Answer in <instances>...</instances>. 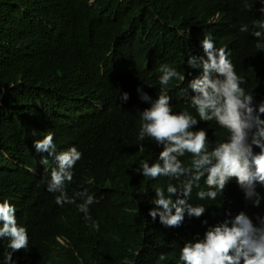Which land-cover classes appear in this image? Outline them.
<instances>
[{
  "label": "trees",
  "instance_id": "obj_1",
  "mask_svg": "<svg viewBox=\"0 0 264 264\" xmlns=\"http://www.w3.org/2000/svg\"><path fill=\"white\" fill-rule=\"evenodd\" d=\"M260 7V0H0V198L24 190L35 197V214L22 220L30 261L155 264L163 255L171 263L186 232L149 219L145 200L157 182L133 170L152 159L153 144L138 140L134 122L112 132L66 112L97 83L126 81L153 58L189 70L186 58L206 35L230 45L245 84L256 85L264 58L255 55L251 25L256 14L264 19ZM245 24L250 31H239ZM111 49L125 54L110 62ZM206 128L212 138L223 135ZM48 133L56 149L75 143L82 151L66 191L88 190L96 201L91 220L76 204L57 205L45 190L32 151ZM190 200L200 201L193 192ZM203 201L210 220L236 202L231 190ZM4 256L0 247V264Z\"/></svg>",
  "mask_w": 264,
  "mask_h": 264
},
{
  "label": "clouds",
  "instance_id": "obj_2",
  "mask_svg": "<svg viewBox=\"0 0 264 264\" xmlns=\"http://www.w3.org/2000/svg\"><path fill=\"white\" fill-rule=\"evenodd\" d=\"M260 3L264 16V0ZM239 31L250 29L245 24ZM251 33L255 55L264 58V19L257 14ZM123 54L111 49L105 57L112 62ZM186 62L189 70L183 71L156 57L126 81L99 82L66 116L112 132L134 122L138 140L153 144L152 159L140 160L133 170L141 179L157 182L145 200L149 219L164 230L186 232L170 264H264V75L247 86L231 46L211 35L204 36ZM207 124L221 129L222 137H210ZM33 148L54 203L76 204L91 220L89 205L96 201L88 190L72 196L66 191L81 149L75 143L56 149L52 133L34 140ZM230 190L236 202L227 204L220 217L208 219L203 200L215 201ZM192 192L200 201L190 200ZM36 206L28 190L0 198L5 264H60L53 259L33 263L28 257L31 235L22 220L31 218ZM92 226L99 230L98 222ZM55 240L69 246L63 236ZM163 259L161 255L155 264H169Z\"/></svg>",
  "mask_w": 264,
  "mask_h": 264
},
{
  "label": "bare ground",
  "instance_id": "obj_3",
  "mask_svg": "<svg viewBox=\"0 0 264 264\" xmlns=\"http://www.w3.org/2000/svg\"><path fill=\"white\" fill-rule=\"evenodd\" d=\"M180 99H181V97H180ZM182 100V99H181ZM120 106H123V104L122 105H120ZM177 108V107H176ZM173 110V112L175 111V109H172ZM88 115H89V113H88Z\"/></svg>",
  "mask_w": 264,
  "mask_h": 264
}]
</instances>
